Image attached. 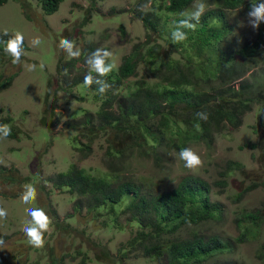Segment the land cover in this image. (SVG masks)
Returning a JSON list of instances; mask_svg holds the SVG:
<instances>
[{
	"label": "trees",
	"instance_id": "16d2710c",
	"mask_svg": "<svg viewBox=\"0 0 264 264\" xmlns=\"http://www.w3.org/2000/svg\"><path fill=\"white\" fill-rule=\"evenodd\" d=\"M7 1L0 0V7ZM63 1L37 3L44 14L52 15ZM147 1L120 13H131L142 23L144 39L133 44L116 70L101 77L91 72L94 80L110 87L101 94L100 84H84V76L89 73L87 60L97 50L89 45L78 60L58 64L60 78L69 74L65 81L70 80L67 86L60 83L53 92V101L50 106L49 100L46 102L40 122L55 133L59 116H65L58 93H72L84 85L88 92L78 95L75 91L77 97L73 98L78 103L93 102L97 112L83 108V117L63 118L58 134L74 132L84 159L92 156L99 145L105 170L89 171L73 164L69 172L43 182H52L55 190L75 200L67 221L86 209L90 213L87 223L102 219L109 228H120L124 219L125 224L136 228L118 255L103 249L96 255L98 262L127 264L126 258L130 254L137 257L135 253L139 252L143 258L160 264H246L241 250L253 246L255 264H264V196L256 205L250 200L254 193L264 191L263 142L249 145L256 151L252 161L258 167L251 166L252 170L238 160L215 162L214 158L208 163L215 176L209 178L190 172L172 177L169 170L181 149L210 150L217 136L237 131L249 114L259 111L264 128V23L256 30L238 26L239 16H246L251 3L258 0H203L208 8L200 23L194 30L184 29L186 39L180 43H174L171 34L198 0H151L148 8ZM27 5L22 1L29 18ZM141 6L143 11L139 10ZM96 11L93 0L77 27L83 29L91 23L89 19ZM118 32L121 38H127L124 25ZM9 37L0 34V83L5 78L2 60L8 55L3 49ZM23 49H27L25 43ZM79 62L82 68L72 76L71 70H76ZM106 63H110L109 58ZM18 75L9 76L0 91L9 88ZM197 112L207 113V120H199ZM11 121L6 118L0 123L9 125ZM11 129L8 138H17L18 133ZM201 158L206 163L207 159ZM134 162L151 164L152 176L135 174ZM180 164L185 166L182 160ZM202 172L207 173L204 169ZM0 178L6 183L18 181L6 168L0 169ZM38 179L37 173L23 178L22 183L34 185ZM39 189L46 190L43 186ZM1 196L5 197L0 192ZM223 196L234 207L230 213L221 201ZM124 198L127 201L119 209ZM47 216L52 226L68 232V225L58 221L55 210ZM226 218L235 235L201 232L207 225L222 227ZM0 264L25 263L13 256V262ZM50 264H65V259L52 255Z\"/></svg>",
	"mask_w": 264,
	"mask_h": 264
},
{
	"label": "rangeland",
	"instance_id": "374dc122",
	"mask_svg": "<svg viewBox=\"0 0 264 264\" xmlns=\"http://www.w3.org/2000/svg\"><path fill=\"white\" fill-rule=\"evenodd\" d=\"M22 1L28 3L29 18L24 13L26 10L21 6ZM144 1L96 0L99 11L92 14V18L89 19L92 20L91 23L83 29L77 26L83 21L85 11L89 9L93 0H64L59 10L52 15L44 14L37 0H8L0 7V34L7 33L12 36L20 32L27 46V49H23L19 64L10 63L9 55L2 60V64L5 63L3 65L5 78L2 79L0 86L9 76L18 72L19 75L14 78L9 88L0 91V120L10 118L12 121L9 126L18 135L17 138H0V169L10 170L14 176L18 177V181L6 183L0 178V192L5 195L0 197V207L7 211V218L0 219V234L3 236L1 238L3 243L0 244V262L11 263L14 256L25 264H50L51 257L54 255L55 258L65 259V264H107L96 261V255L103 249L110 250L114 256L118 255L120 247L126 244L132 233L135 234L137 231L136 228L125 224L124 219L120 222L122 229L109 228L102 219L94 224L87 223L86 219L90 213L86 209L78 212L76 219L67 221L66 216L73 212L75 200L71 195L55 190L52 182H43L58 173L69 172L73 164L89 171L105 170L102 161L103 152L99 149V145L94 147L92 156L84 159L81 157L74 132L58 134L66 118L83 117V108L93 114L97 112L98 106L93 102L78 103L76 98H73L77 97L75 91L80 95L86 94L88 89L80 85L72 93L63 91L58 93V102L64 108L65 116H59L60 124L54 128L55 133L49 127H43L40 122L46 102L49 100L48 106H50L53 101V92L60 83L67 86L70 80L65 81L69 74L65 78H60L57 73L59 63L78 60L81 52L92 45L95 49L108 48L112 53L109 61L116 66L114 68L116 70L122 57L129 53L133 44L144 39L145 30L142 23L131 13L120 14L121 11L129 12L133 6L143 4ZM150 6L151 0H148L146 7ZM121 25L125 26L128 33L126 39L121 38L118 32ZM246 25H248L246 16H239V28ZM34 37H39L41 40L38 47L31 46V40ZM61 39H68L74 43L73 50L78 52L76 57L61 50L59 47ZM28 65L36 67L33 71H28ZM81 68L82 63L79 62L76 70H71L72 76ZM89 71L90 68L87 67V72ZM260 123L259 111H256L244 118L243 126L237 131L217 136L210 150L193 149L192 151L200 158L202 156L207 159L202 167L188 169L181 165L180 159L175 156L169 167L171 176L175 177L188 172L207 178L215 176L213 167L208 163L212 158L215 162L238 160L250 170H252L251 166L258 168L252 161V155L256 151H253L249 145L264 143V128ZM255 130L256 133H254ZM201 160L203 161L202 158ZM150 165L134 162L132 166L135 174L152 176L154 169ZM203 169L207 173L202 172ZM37 173L39 179L34 184L38 193L37 199L32 204L25 205L16 194L20 195L23 191L22 179ZM8 175H10L9 171ZM41 186L46 190L40 191ZM263 196L264 191L254 193L250 196L251 203L256 205ZM126 201L127 198L122 200L119 209ZM221 201L230 213L234 208L230 204L231 201L226 196H223ZM28 207L43 209L47 215H50V210H55L58 221L68 225V232L50 225L49 230L44 233L45 242L42 248L29 245L22 231L25 222L30 219L26 212ZM229 213L228 216H230ZM226 221L220 228L215 225L202 227L201 232L207 235L215 232L235 235L230 219L226 218ZM241 253L246 264H255L256 247L245 248L241 250ZM136 256L133 257L130 254L125 262L127 264H160L159 261L142 258L140 253H136Z\"/></svg>",
	"mask_w": 264,
	"mask_h": 264
},
{
	"label": "clouds",
	"instance_id": "9594fccd",
	"mask_svg": "<svg viewBox=\"0 0 264 264\" xmlns=\"http://www.w3.org/2000/svg\"><path fill=\"white\" fill-rule=\"evenodd\" d=\"M206 7L207 6L203 0H198V2L194 4L193 11L186 17L179 20L171 34L174 43H180L186 39L187 34L184 29H195L196 25L200 23L201 17L206 11ZM139 10L143 11V6H141ZM246 18L248 26H250L253 30L258 29L260 24L264 23V0H258L257 3H251ZM6 34L7 33H5V35ZM23 44L24 36L20 32H16L5 42V47L3 50L6 55L11 56L13 64H19L21 62ZM40 44L41 40L39 37H34L31 40L32 47H38ZM59 47L72 57H76L78 55V52L73 50L75 47L74 43L68 39H61L59 42ZM111 56L112 53L109 50L97 49L87 60V64L91 71H89V73L84 76L83 82L88 86H91L94 82L100 84L99 92L101 94L104 93L106 89L110 87V85L98 79L94 80L91 72L95 71L98 77L106 76L109 72H111L116 67L112 63H106L108 58ZM35 67V65H28L27 70L33 71ZM41 67H43V65H41ZM196 116L199 120L206 121L208 118V114L205 112H197ZM11 132L12 129L8 124L0 123V138L6 139L11 135ZM178 159L184 161L185 167L188 169H195L197 167L203 166V161L201 160L200 156L193 152L190 148L181 149L178 153ZM37 196L38 193L36 187L32 184H26L24 185L23 191L20 193L19 198L25 205H30L35 202ZM26 212L30 219L25 222L22 231L24 232L29 245L36 248H42L45 242L44 233L49 230L51 219L47 216L43 209L40 208L28 207ZM6 218V209L0 207V219ZM2 243L3 241H0V244Z\"/></svg>",
	"mask_w": 264,
	"mask_h": 264
}]
</instances>
